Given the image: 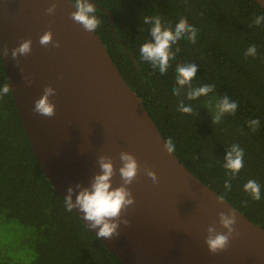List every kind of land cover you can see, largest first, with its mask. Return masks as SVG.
Listing matches in <instances>:
<instances>
[{
	"label": "water",
	"instance_id": "water-1",
	"mask_svg": "<svg viewBox=\"0 0 264 264\" xmlns=\"http://www.w3.org/2000/svg\"><path fill=\"white\" fill-rule=\"evenodd\" d=\"M264 9V0H253ZM90 3H93L89 0ZM57 4L54 15L46 9ZM69 0H0V49L7 83L30 147L53 189L64 199L77 183L89 186L100 173V156L111 157L116 168L113 186L121 185L119 156H135L140 173L129 186L135 203L127 211L129 226L119 237L98 238L123 264H264V229L201 182L175 156L164 149V138L141 99L126 83L96 32L75 23ZM111 27L113 24L111 20ZM53 33L51 44L40 37ZM25 40L32 51L17 61L11 50ZM21 69L23 71H21ZM32 79L29 85L24 77ZM51 86L56 95L55 116L33 111L34 103ZM154 171L153 185L144 169ZM75 199V197H74ZM235 211V235L217 254L205 244L207 228L218 231L220 212ZM73 212L87 226L83 214ZM88 227V226H87Z\"/></svg>",
	"mask_w": 264,
	"mask_h": 264
},
{
	"label": "trees",
	"instance_id": "trees-1",
	"mask_svg": "<svg viewBox=\"0 0 264 264\" xmlns=\"http://www.w3.org/2000/svg\"><path fill=\"white\" fill-rule=\"evenodd\" d=\"M91 1L101 21L95 32L164 140L171 137L175 142V156L264 229V22L254 24L264 9L253 0ZM145 16H160L173 28L185 17L198 30L195 44L181 39L174 46L180 52L164 75L140 57L141 45L151 40L150 25L142 23ZM253 44L257 54L246 58ZM188 63L199 68L193 86L214 85L211 95L216 99L226 94L238 103L235 115L212 125L215 110L207 106L209 97L189 101L187 89L180 97L172 94L176 66ZM5 83L0 59V87ZM181 100L193 107V115L178 111ZM253 119L260 121L256 132L248 127ZM233 144L244 149V168L228 191L223 163ZM250 179L261 187L259 201L243 190ZM0 219L32 229L30 264H123L73 211L66 210L35 159L11 93L0 98ZM0 264L9 263L0 258Z\"/></svg>",
	"mask_w": 264,
	"mask_h": 264
},
{
	"label": "clouds",
	"instance_id": "clouds-1",
	"mask_svg": "<svg viewBox=\"0 0 264 264\" xmlns=\"http://www.w3.org/2000/svg\"><path fill=\"white\" fill-rule=\"evenodd\" d=\"M76 9L70 14V18L77 24L81 25L87 32L94 33L101 21L98 19L96 6L90 3L89 0H69ZM57 8L56 3H52L46 9L47 15H54ZM264 22V16L256 17L254 24L259 26ZM142 23L150 25L151 40L143 43L139 49L140 57L143 61L150 63L153 70L159 71L160 75H164L171 67V61L176 59L180 52L178 44L181 39H187L188 42L195 44L197 42L198 30L185 17H181L174 28L170 24L162 22L160 16H145ZM43 47L52 45L55 48L60 47L58 41L53 42V33L51 30L45 32L39 40ZM32 51V41L25 40L20 45L11 50V57L17 61L19 67V57L27 56ZM257 54L256 46L250 45L245 57L255 58ZM9 55V49L5 46L0 49V59L6 58ZM198 66L195 63L178 64L176 66V87L172 89V94L180 97L184 90L187 89L185 96L189 101L197 100L200 97H209L207 106L209 109L214 107V115H212V125L220 124L226 115H235L238 109V103L231 100L226 94L216 99L214 95L215 86L204 84L199 87L193 86V81L196 79ZM21 71H23L21 69ZM24 79L29 85L33 83L32 79L25 76ZM11 87L9 83H5L0 87V98L9 94ZM56 95L53 87L47 86L43 90V95L35 101L33 111L43 117L52 118L55 116L56 105L51 101V97ZM178 111L193 115L194 109L183 100L179 102ZM198 115V113H197ZM260 121L253 119L248 121V127L252 132L259 129ZM164 149L168 155H172L176 148L175 142L171 137L164 141ZM245 152L238 144H233L227 149L224 158L223 167L227 172V178L224 182V188L228 191L232 189V179L244 168ZM121 167L119 175L122 183L118 187L113 186V178L116 175V168L111 157L100 156L98 164L100 173L94 175L90 180L89 186L85 187L80 183L70 186L67 189V195L64 197V204L67 211L72 212L74 209L83 214V220L87 222L89 230H97L96 236L111 240L114 237H119L120 226H129L130 221L126 219L128 208L134 205L135 200L130 190V185L140 173V165L134 155L128 152H121L119 156ZM145 174L151 179L153 185L158 184L157 174L148 169H144ZM243 190L250 194L255 201L261 199V187L255 180H248L243 187ZM75 197V199H74ZM218 204H224V197H218ZM247 206V201L243 203ZM219 227L223 231H218L215 225L207 228L205 244L208 251L212 254L225 251L232 238L238 235L235 231L237 224V216L235 211L220 212L218 216Z\"/></svg>",
	"mask_w": 264,
	"mask_h": 264
},
{
	"label": "rangeland",
	"instance_id": "rangeland-1",
	"mask_svg": "<svg viewBox=\"0 0 264 264\" xmlns=\"http://www.w3.org/2000/svg\"><path fill=\"white\" fill-rule=\"evenodd\" d=\"M32 229L17 221L0 219V258L9 264H30L34 254L29 247Z\"/></svg>",
	"mask_w": 264,
	"mask_h": 264
}]
</instances>
